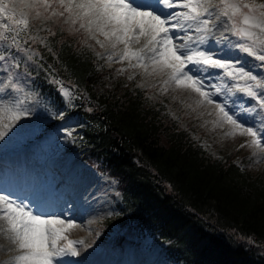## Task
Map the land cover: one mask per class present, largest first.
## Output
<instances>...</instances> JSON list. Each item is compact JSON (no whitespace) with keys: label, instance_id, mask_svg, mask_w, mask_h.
<instances>
[{"label":"snow or ice","instance_id":"6c2138e0","mask_svg":"<svg viewBox=\"0 0 264 264\" xmlns=\"http://www.w3.org/2000/svg\"><path fill=\"white\" fill-rule=\"evenodd\" d=\"M36 20L42 27L31 35ZM50 20L68 25L70 32L83 30L87 40L104 50L95 55L109 66L127 61L117 69L119 74L139 69L146 77H163L159 83L164 93L174 86L195 94L197 107L213 105V130L227 126L225 137H249L239 147L254 149V162L264 159V0H0V141L38 106L53 119L67 118L64 110L44 106L28 71L30 64L44 67L29 40L55 55L47 36L39 35H56L43 27ZM21 33L27 39L22 40ZM87 47L93 49L91 44ZM136 75L134 71L128 79ZM49 76L63 108L74 107L73 101L81 99L74 94L75 85L67 87L52 73ZM62 131L65 139H77V128ZM94 200L85 197L78 214L71 213L72 204H67L68 214L63 209L45 211L46 201L19 196L0 184V232L17 252L3 264H79L66 258L80 257L77 246L85 242L70 239L69 233L94 209ZM247 242L254 240L248 237Z\"/></svg>","mask_w":264,"mask_h":264},{"label":"trees","instance_id":"16d2710c","mask_svg":"<svg viewBox=\"0 0 264 264\" xmlns=\"http://www.w3.org/2000/svg\"><path fill=\"white\" fill-rule=\"evenodd\" d=\"M32 24L29 34L35 35L41 23ZM61 28L57 21L51 28L55 36L39 33L55 55L28 41L44 66L30 64L28 71L32 88L55 109L63 98L49 73L75 85L74 94L81 97L68 109L83 125L75 148L118 183L106 233L126 229L123 239L131 241L147 230L165 241L164 256L177 264H264V252L256 247L264 242V174H251L234 152L212 154L202 147L191 129L162 103L152 102L139 83L110 79L107 68L96 65L89 43ZM23 122L28 121L18 124Z\"/></svg>","mask_w":264,"mask_h":264},{"label":"rangeland","instance_id":"374dc122","mask_svg":"<svg viewBox=\"0 0 264 264\" xmlns=\"http://www.w3.org/2000/svg\"><path fill=\"white\" fill-rule=\"evenodd\" d=\"M13 2H16V0H13ZM56 22L47 21L43 27L52 28V25ZM58 22L63 30L69 31L68 25H63L61 21ZM39 26L42 27L41 24ZM39 26H37L38 29ZM75 33L82 41L87 40V35L83 30ZM87 43L93 46L94 53L104 51L93 40H87ZM96 59L98 67L103 65L107 68L105 75L109 76L110 79L118 78L117 81L126 84L130 81L143 83L146 96L151 97L149 99L156 104L162 103L168 113L177 118L179 124L188 126L193 136L201 144L208 146L206 149L209 152L212 154L227 151L234 152V156L245 159L244 166L251 174H264V159L254 162L256 159L252 157L254 149L239 147L250 139L249 137L239 135L225 137L224 132L227 131V126L224 129L217 127L213 130L211 123L215 119L213 105L197 107L195 100L198 97L195 94L186 90L175 89L174 86H169V91L164 93L160 91L159 83L163 77H146L139 69H128L123 74H119L117 69L126 67L127 61L123 63L113 62L109 66L104 59H98L97 57ZM134 71L137 72V75L134 79L129 80L128 76ZM64 84L71 87L66 82ZM42 103L52 110L57 109L45 100H42ZM189 105L192 107H189ZM58 108L66 112V120L53 119L43 114L38 106L35 114L22 119L29 118L30 122L24 125L17 124L9 133V136L5 137L4 141H0V184L6 185L19 196H27L31 199H33L32 192L42 190L49 199L42 200L46 197L40 199L37 193L33 200L39 198L46 201V203L52 201L51 203L55 206V208H49L45 211H60L63 209L68 214L69 210L66 211L65 206L76 204L77 209L73 207L71 213L78 214L79 210H82L81 206L85 197L96 198L92 201L94 209L83 218V222L77 220L78 227L69 233L70 239L84 240V245L77 246L82 255L66 259L79 261V264H95V255L104 256L108 254L109 260L114 264L130 263L131 258L133 260L131 264H177L164 256L162 245L165 241H159L153 236V233L147 230L137 234L134 239L131 238V241L123 239L126 229L119 230L120 233H113L114 230L106 233L105 220L108 217V212H112L115 208L114 205L111 206L110 198L117 193V178L108 170L94 166L86 158H82L81 150L75 148L77 139L74 142L65 139V133L62 129L64 127H74L77 128L78 133V125L81 124L82 120L80 116L69 112L68 108H63V104ZM192 108H196V111H192ZM210 112L211 115L208 114ZM205 121H208V123L205 124ZM74 136H76V133H74ZM5 155H9L10 158L5 159ZM88 157L91 161H95L94 157ZM5 170L9 173L4 175ZM22 174L26 175L24 179ZM23 182L28 187L20 189V183ZM52 189H54V192ZM62 189L65 190V194L59 200L56 196L60 195ZM105 193H107V196H105ZM50 197H54V200ZM99 201H104V203L101 205ZM2 224L3 221H0V225ZM238 237L242 238L241 236ZM88 244H91L92 247L85 248ZM256 247L264 252V242H256ZM16 254L15 246L11 240L0 232V264Z\"/></svg>","mask_w":264,"mask_h":264},{"label":"bare ground","instance_id":"6f19581e","mask_svg":"<svg viewBox=\"0 0 264 264\" xmlns=\"http://www.w3.org/2000/svg\"><path fill=\"white\" fill-rule=\"evenodd\" d=\"M80 196H81V195H80ZM44 197H46V196H44ZM78 197H79V196H78ZM40 198H42V197H40ZM46 198H47V197H46ZM65 200H66V199H65ZM75 205H76V204H75ZM75 205H74L73 207L77 209V207H75ZM65 208H66V211H67V210H68L67 206H65ZM47 209H49V205L46 206V207L44 208V210H47ZM131 259H132V258H131ZM94 260H95V264H114L113 262H111V261L109 260L108 254H106V255H104V256H98V255H95ZM131 263H132V261H131ZM131 263L126 262L125 264H131ZM134 263H135V262H134Z\"/></svg>","mask_w":264,"mask_h":264}]
</instances>
